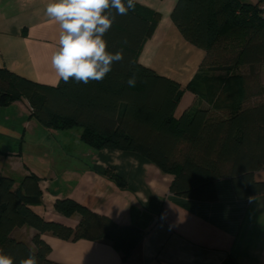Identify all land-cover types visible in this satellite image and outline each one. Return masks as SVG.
Here are the masks:
<instances>
[{
	"label": "trees",
	"instance_id": "trees-1",
	"mask_svg": "<svg viewBox=\"0 0 264 264\" xmlns=\"http://www.w3.org/2000/svg\"><path fill=\"white\" fill-rule=\"evenodd\" d=\"M172 20L189 43L206 52L201 72L224 73L207 76L205 91L196 87L202 74L183 89L139 63L160 14L136 3L135 10L115 16L105 35L107 50L122 51L124 58L113 63L102 81L85 84L61 79L57 86H50L0 69V106L25 99L32 117L46 129L80 127L82 141L94 149L140 154L174 176L170 191L176 196L213 201L215 183L226 178L232 181L238 199L264 194V182L255 181V173L264 170V90L255 92L251 104L245 103L247 93L237 105L220 102L219 94L228 98L245 92L246 80L234 69L248 67L254 75L264 65L261 3L179 0ZM133 75L136 84L129 87L127 81ZM185 91L205 101L212 111L192 108L175 117ZM109 176L126 186L112 171ZM42 197L35 175H27L17 187L13 178L0 173V250L13 257L14 264L30 253L38 264H56L49 260L51 246L41 237L45 233L62 240L109 241L125 261L144 239L136 226L118 225L74 199L57 200L55 210L67 218L80 215L75 229L47 221L33 209L42 204ZM23 227L37 231L32 240L35 249L12 236ZM222 264L237 263L228 257Z\"/></svg>",
	"mask_w": 264,
	"mask_h": 264
},
{
	"label": "crops",
	"instance_id": "crops-1",
	"mask_svg": "<svg viewBox=\"0 0 264 264\" xmlns=\"http://www.w3.org/2000/svg\"><path fill=\"white\" fill-rule=\"evenodd\" d=\"M178 1L136 0L137 4L160 14L159 24L143 47L139 63L185 89L203 74L201 66L206 52L189 43L174 24L172 13ZM240 1L253 5L261 2ZM48 2L0 0V69L35 83L57 86L61 79L51 67V57L59 46L61 30L46 15ZM260 67L264 65L256 68L255 76L262 71ZM241 68L249 71L248 67H239L233 72L241 74ZM206 73L224 75L223 72ZM186 92L175 117L192 108L212 111L209 104L189 91L192 104L179 113ZM17 103H23L33 119L25 99L0 108L11 109ZM39 125L36 127L42 136L39 146L47 147L44 155L48 158L44 162L48 165L27 166L17 176L7 175L0 169L3 176L16 181L17 187L27 175L38 178L43 197L42 204L33 207L34 211L47 221L75 229L80 215L67 218L55 210L57 200L74 199L118 225H133L144 232L143 241L126 261L109 241L62 240L45 233L41 237L51 246L50 261L56 264H222L232 257L237 264H264V194L238 199L232 181L226 178L215 183L217 197L213 201L179 197L170 191L174 176L164 173L140 154L94 149L82 141V128L74 132V128L56 130ZM3 153L14 155L9 151ZM53 155L60 156L59 161ZM109 171L123 179L126 186L121 187L110 178ZM255 181L264 182V170L255 173ZM36 234V230L23 227L16 229L12 236L35 249L32 240Z\"/></svg>",
	"mask_w": 264,
	"mask_h": 264
},
{
	"label": "clouds",
	"instance_id": "clouds-1",
	"mask_svg": "<svg viewBox=\"0 0 264 264\" xmlns=\"http://www.w3.org/2000/svg\"><path fill=\"white\" fill-rule=\"evenodd\" d=\"M136 0H49L46 15L59 24V46L51 57V67L65 83L102 81L115 62L123 60L122 51H108L105 39L116 15L135 10ZM112 10H115L113 13ZM134 87L136 77L127 81ZM0 264H14V258L0 250ZM19 264H38L34 253Z\"/></svg>",
	"mask_w": 264,
	"mask_h": 264
},
{
	"label": "rangeland",
	"instance_id": "rangeland-1",
	"mask_svg": "<svg viewBox=\"0 0 264 264\" xmlns=\"http://www.w3.org/2000/svg\"><path fill=\"white\" fill-rule=\"evenodd\" d=\"M261 68L263 67H260V70ZM241 69L242 73L245 75H242V73H236L239 74V76H243L242 78L246 80L247 88L245 92L240 93L241 90L234 92V95H229L228 98H225V95L219 92L221 98L220 102L224 99L223 102L227 103L228 101L230 104L237 105L240 104V100H242L247 93L249 99L248 102L245 103L251 104L255 101V92L264 88V68L261 72H258L256 76L251 74L248 75L249 71L247 68ZM207 76L209 77V74L204 72L202 77L197 79V89L199 88L205 91L204 82L207 80ZM230 90L231 91L229 92H232L233 89L230 87ZM235 93L237 94L235 95ZM192 101L193 98L191 93L187 91L180 105L179 113H181L183 107L192 104ZM213 114L216 115V113ZM37 126H40L39 123L34 117L33 119H30V111L24 107L23 103H17L15 106L11 107V109L0 108V150L2 151L0 153V169L3 173L7 175H12L13 173L17 176L20 175L22 168L27 166L48 165L47 162H44L48 158L47 155L46 157L44 155L47 147H44L43 145L39 146L42 141V136L40 135V132L37 131ZM73 130L76 132L77 130H81V128L75 127ZM8 151L14 153V155H5L3 153ZM53 157L58 158L60 156L53 155ZM59 159L60 158H58V161Z\"/></svg>",
	"mask_w": 264,
	"mask_h": 264
},
{
	"label": "built area",
	"instance_id": "built-area-1",
	"mask_svg": "<svg viewBox=\"0 0 264 264\" xmlns=\"http://www.w3.org/2000/svg\"><path fill=\"white\" fill-rule=\"evenodd\" d=\"M261 9H262V16L264 18V0H261Z\"/></svg>",
	"mask_w": 264,
	"mask_h": 264
}]
</instances>
